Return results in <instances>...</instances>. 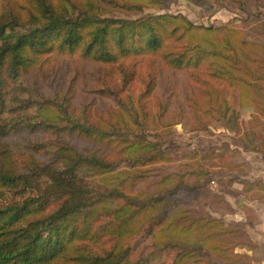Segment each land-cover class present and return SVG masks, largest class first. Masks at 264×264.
Returning <instances> with one entry per match:
<instances>
[{"label": "trees", "instance_id": "16d2710c", "mask_svg": "<svg viewBox=\"0 0 264 264\" xmlns=\"http://www.w3.org/2000/svg\"><path fill=\"white\" fill-rule=\"evenodd\" d=\"M188 1L203 8L213 0ZM217 1L241 7L257 0ZM166 6L165 0H0V264L240 258L227 237L239 224L231 229L183 213L188 203L177 195L197 192L205 172L183 183L180 175L154 173L151 164L168 159L162 144L177 121L165 113L171 103L182 124L207 127L201 115L209 116L264 156V44L254 35L264 38V26L258 16L244 21L250 35L234 20L197 25L180 13L106 16ZM64 56L80 62L68 66ZM223 86L237 89L241 108L254 109L248 122ZM96 178L102 183L87 182ZM137 179L149 184L135 189ZM242 184L264 201V182ZM115 199L119 205L111 208ZM147 220L151 231L158 226L152 240L159 259L132 260L127 238Z\"/></svg>", "mask_w": 264, "mask_h": 264}, {"label": "rangeland", "instance_id": "374dc122", "mask_svg": "<svg viewBox=\"0 0 264 264\" xmlns=\"http://www.w3.org/2000/svg\"><path fill=\"white\" fill-rule=\"evenodd\" d=\"M165 1L167 3L165 8L145 7L139 13L113 11L108 12L106 16L139 19L157 13H180L197 25H222L234 20L237 26L240 25L250 35L253 34L252 27L244 25V21H248L252 16H258L264 26V0L250 1L241 7L213 0L208 7L204 4L203 8L188 0ZM21 31L23 29L20 28L14 30L15 34ZM254 35L257 41L264 44L263 37L255 33ZM62 58L68 66L80 62L76 56ZM223 88L228 103L239 113V119L248 122L254 109L249 104L241 108L237 89L229 86ZM151 103L154 106V99ZM174 105L171 103L165 111L173 114L169 115L172 120H177L171 125L169 136L162 144V150L168 155V159L151 164L152 171L158 175H180L183 183L191 180V173L204 171L203 178L198 179L201 186L197 192L187 194L182 191L177 195V198L188 203L183 211L184 215L195 218L205 215L225 224H233L231 229L234 228V224H239V231L227 233V237L231 239L230 245H235L233 251L240 254V258L236 259L234 264H264V201L258 198L260 191L256 188L246 191L242 184L243 180L264 182V156L258 151L246 149L237 133L226 129L218 122L211 121L209 116L201 115L207 127L193 128L189 124H182L180 121L184 122V118L174 114L178 113V108ZM154 107H157L156 114L162 111L160 106L155 104ZM87 182L94 186L102 183L98 178L88 179ZM134 182L135 189L149 184V180L137 179ZM105 183L108 184V181ZM117 205L119 201L115 199L111 208ZM155 212V209L150 210L148 216L151 217L156 214ZM149 220L127 238L126 244L132 260L145 257L159 259L152 240V233L158 226H154L151 231ZM171 256L172 252L166 256L167 263Z\"/></svg>", "mask_w": 264, "mask_h": 264}]
</instances>
